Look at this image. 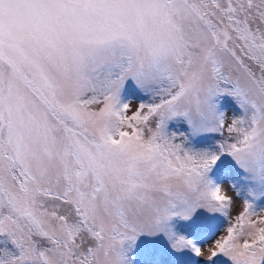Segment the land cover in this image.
I'll list each match as a JSON object with an SVG mask.
<instances>
[{
    "label": "snow or ice",
    "instance_id": "obj_1",
    "mask_svg": "<svg viewBox=\"0 0 264 264\" xmlns=\"http://www.w3.org/2000/svg\"><path fill=\"white\" fill-rule=\"evenodd\" d=\"M0 264H264V0H0Z\"/></svg>",
    "mask_w": 264,
    "mask_h": 264
},
{
    "label": "rangeland",
    "instance_id": "obj_2",
    "mask_svg": "<svg viewBox=\"0 0 264 264\" xmlns=\"http://www.w3.org/2000/svg\"><path fill=\"white\" fill-rule=\"evenodd\" d=\"M223 187L225 188L226 191H228V194L229 195H232L233 196L234 200L236 201L235 202V205H234V213H233V214H235V212H238L242 208V200L238 199L235 196V193L231 191V184L229 182H225L224 185H223ZM206 215H210V214H207L206 213ZM223 232H224V229H222L220 231V233H218V235H222Z\"/></svg>",
    "mask_w": 264,
    "mask_h": 264
},
{
    "label": "trees",
    "instance_id": "obj_3",
    "mask_svg": "<svg viewBox=\"0 0 264 264\" xmlns=\"http://www.w3.org/2000/svg\"><path fill=\"white\" fill-rule=\"evenodd\" d=\"M230 184H231V181H228ZM223 228H221V230H222Z\"/></svg>",
    "mask_w": 264,
    "mask_h": 264
}]
</instances>
